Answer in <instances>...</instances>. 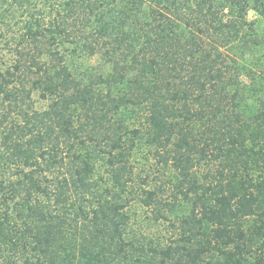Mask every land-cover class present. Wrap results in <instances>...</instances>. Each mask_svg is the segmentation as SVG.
<instances>
[{"label": "trees", "instance_id": "trees-1", "mask_svg": "<svg viewBox=\"0 0 264 264\" xmlns=\"http://www.w3.org/2000/svg\"><path fill=\"white\" fill-rule=\"evenodd\" d=\"M16 27L0 67V264H264V0H0V31ZM79 52L106 77L77 79ZM141 141L168 174L139 191L164 245L129 229Z\"/></svg>", "mask_w": 264, "mask_h": 264}, {"label": "rangeland", "instance_id": "rangeland-1", "mask_svg": "<svg viewBox=\"0 0 264 264\" xmlns=\"http://www.w3.org/2000/svg\"><path fill=\"white\" fill-rule=\"evenodd\" d=\"M257 16L254 11L248 13V20L253 21ZM261 28V24H260ZM258 28V32L260 31ZM16 28L13 30L0 31V67L5 69L6 67H12L16 61L17 54L15 52V46L12 42L11 36L16 32ZM11 39V40H9ZM70 67L77 79H81L83 75L93 74V75H104L109 72L108 66L102 61L99 54L88 55L87 53L71 56L69 58ZM100 91L103 93L107 92L104 86H100ZM114 93L117 92V87L113 89ZM32 101L34 102V107L36 110L41 111L45 109L48 101H44L38 97V95L32 96ZM123 120L130 129H138L140 127L141 118H136V116H130V114L123 116ZM130 166L132 171V177L134 179L133 191L129 194L130 201L128 204V215L130 217L129 229L133 231V234L137 238V241L143 243H149L151 245L155 244H168L167 239L170 238V230L168 228V223L166 222H155L153 219V213L150 208H146L140 202L141 193L140 189L153 190L154 187H158L162 181L167 179V171L161 168L157 163V160L145 146L144 141L137 144L132 152V157L130 159ZM208 166L203 163L200 168H198L199 174L206 173ZM165 174V175H164ZM164 175V176H162ZM102 177L101 179L107 180L108 177L104 172V166H99L97 169V177ZM161 179V180H159ZM179 214H184L180 213ZM132 238V237H131Z\"/></svg>", "mask_w": 264, "mask_h": 264}]
</instances>
